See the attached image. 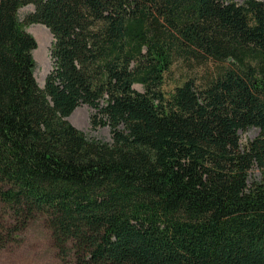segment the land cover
<instances>
[{
	"label": "trees",
	"instance_id": "trees-1",
	"mask_svg": "<svg viewBox=\"0 0 264 264\" xmlns=\"http://www.w3.org/2000/svg\"><path fill=\"white\" fill-rule=\"evenodd\" d=\"M183 55L230 63L165 95ZM37 218L71 264H264V0H0V251Z\"/></svg>",
	"mask_w": 264,
	"mask_h": 264
},
{
	"label": "rangeland",
	"instance_id": "rangeland-1",
	"mask_svg": "<svg viewBox=\"0 0 264 264\" xmlns=\"http://www.w3.org/2000/svg\"><path fill=\"white\" fill-rule=\"evenodd\" d=\"M236 3H243L244 0H234ZM34 10L32 4H27L19 9V18H23ZM36 26L43 27L38 24H31L26 26V30L34 37L36 41V48L32 51L34 59V76L39 85L43 87L46 75L52 67V59L50 55V47L52 43V36L48 38L43 37ZM44 41L45 48L43 49L44 60L38 59L35 56V51L38 44ZM230 61L222 63L207 60L199 63L196 59L190 56L176 57L168 72L164 75L163 84L161 86L165 95H168L175 86L180 85L186 79H194L197 85H200L204 77L212 74L219 66L228 65ZM133 88L137 91H143L141 84H133ZM79 112L76 115L75 123L79 126L76 127L82 131L87 137L94 138L102 142H110L111 134L109 127L106 125H99L92 127L91 115L94 110L86 104H81L77 107ZM76 110V109H75ZM74 110V111H75ZM71 116V115H70ZM71 123V122H70ZM72 124V123H71ZM258 128L251 127L245 131L239 132L241 144H245L258 134ZM250 179L259 178L257 170H253ZM0 264H71L66 259L59 257L55 248L53 247L52 240L48 229L46 228L42 219L37 218L34 220L21 234L20 240L11 246L0 251Z\"/></svg>",
	"mask_w": 264,
	"mask_h": 264
},
{
	"label": "bare ground",
	"instance_id": "bare-ground-1",
	"mask_svg": "<svg viewBox=\"0 0 264 264\" xmlns=\"http://www.w3.org/2000/svg\"><path fill=\"white\" fill-rule=\"evenodd\" d=\"M36 28L40 31L41 35L43 37L47 36L48 38H51V35L49 33V31L43 26V27H40V26H36ZM45 48V43L44 41H42L41 43L38 44V48L37 50L35 51V56L38 57V59L40 60H44V54H43V49ZM78 109H76L72 114L71 116H69V121L75 125L76 127H79L76 123H75V119H76V115H78Z\"/></svg>",
	"mask_w": 264,
	"mask_h": 264
},
{
	"label": "water",
	"instance_id": "water-1",
	"mask_svg": "<svg viewBox=\"0 0 264 264\" xmlns=\"http://www.w3.org/2000/svg\"><path fill=\"white\" fill-rule=\"evenodd\" d=\"M75 110V109H74ZM70 116V115H69ZM69 116L67 117V120L69 121ZM70 122V121H69ZM73 125V124H72Z\"/></svg>",
	"mask_w": 264,
	"mask_h": 264
}]
</instances>
